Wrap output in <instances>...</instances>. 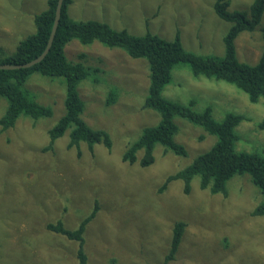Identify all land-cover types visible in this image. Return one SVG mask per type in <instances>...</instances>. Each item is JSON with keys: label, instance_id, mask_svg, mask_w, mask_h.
<instances>
[{"label": "rangeland", "instance_id": "obj_1", "mask_svg": "<svg viewBox=\"0 0 264 264\" xmlns=\"http://www.w3.org/2000/svg\"><path fill=\"white\" fill-rule=\"evenodd\" d=\"M47 1L0 0V45L12 51L33 33V16L47 8ZM230 1L231 9L246 5L248 9L253 0ZM214 3L74 0L69 12L76 19L105 21L138 35L150 30L174 39L180 30L187 50L223 55V38L231 23L215 13ZM240 35L238 58L256 62L262 52L259 30ZM66 52L70 60L90 68L91 75L78 85L85 102L82 117L91 127L109 132L112 147L96 144L93 152L86 143L81 150L69 147L70 129L51 147L48 130L64 113L66 81L40 73L30 76L31 94L51 106L53 114L37 120L22 115L14 127L0 128V264H79L78 242L46 225L62 219L67 227L76 228L95 207L96 215L84 233L89 264L163 263L177 220L186 221V229L174 259L165 264H264V216L251 213L262 195L249 174L231 178L227 196L202 190L198 177L192 180L189 193L183 191L180 180L162 188L169 174L209 150L216 136L176 118L180 128L176 140L186 146L187 156L164 152L159 145L154 150L155 162L148 167L122 158L146 125L156 124L160 116L143 106L148 61L98 41L84 45L74 40ZM113 88L119 95L109 103ZM163 95L182 103L193 99L197 110L209 105L219 120L229 112L245 115L249 119L237 127L238 148L264 151V130L257 126L264 118L262 98L252 102L230 82L196 78L187 65L173 70ZM7 105V99L0 97V118Z\"/></svg>", "mask_w": 264, "mask_h": 264}, {"label": "trees", "instance_id": "obj_2", "mask_svg": "<svg viewBox=\"0 0 264 264\" xmlns=\"http://www.w3.org/2000/svg\"><path fill=\"white\" fill-rule=\"evenodd\" d=\"M73 1L64 0L53 42L43 59L29 67L0 68V97L8 101L6 111L0 118V128L6 131L14 127L22 115L33 120L51 116L53 108L39 103L31 94L27 82L34 73L62 77L66 81L65 110L58 122L48 130L50 146L70 129L69 147L81 150L82 143H86L93 152L95 145L101 143L110 149L113 141L109 132L91 127L82 117L85 102L79 94L78 85L91 75L90 68L81 62L70 60L66 52L67 45L74 40L84 45L98 41L106 47L122 49L133 58L148 61V94L143 106L160 115L158 123L144 126L142 134L126 148L122 158L130 163L139 161L142 167H148L155 162L154 150L159 145L164 147V152L187 156L186 146L176 140L180 128L175 119L184 118L192 125L216 136V141L209 150L196 156L192 163L169 174L162 188L165 189L171 181L180 180L183 191L189 193L192 190V180L198 177L202 190L227 196L229 180L235 175L247 173L262 195V201L251 213L264 216V151H244L238 148L240 134L237 127L249 118L241 113L229 112L219 120L214 117L209 105L203 110H197L193 99L182 103L163 95L165 87L172 80L173 70L178 65H187L196 78L207 77L230 82L246 92L252 102H258L260 98L264 102V0H253L248 9V5L244 9H231L230 0H215V13L231 23L223 38V55L200 54L187 50L180 30L174 39H167L150 30L138 35L125 28H115L105 21L76 19L69 12ZM57 2L58 0H48L47 8L34 14L36 30L21 39L14 50L8 51L0 45V64L25 63L45 50L54 24ZM256 30H259L262 39L259 59L254 63L242 61L237 55L236 39L242 32L252 33ZM80 55L86 57L85 53ZM118 95V89L113 88L107 98L108 102L117 100ZM257 126L264 130V118ZM96 212L97 207L73 229L67 227L62 219L46 225L49 230L78 242L79 264H89L84 249V233ZM186 225L184 220L174 222L170 249L164 262L160 264L174 259Z\"/></svg>", "mask_w": 264, "mask_h": 264}, {"label": "water", "instance_id": "obj_3", "mask_svg": "<svg viewBox=\"0 0 264 264\" xmlns=\"http://www.w3.org/2000/svg\"><path fill=\"white\" fill-rule=\"evenodd\" d=\"M63 2H64V0H58V2H57L55 20H54V24H53L51 34H50V37L48 40V44H47V47L45 48V50L39 56L34 58L33 60H30L28 62L21 63V64L3 63V64H0V68L14 69V68H19V67H29V66L33 65L34 63H36V62H38L44 58V56L47 54V52L49 51V49L51 47V44L53 42L56 30H57V27L59 25V22L61 19V14H62Z\"/></svg>", "mask_w": 264, "mask_h": 264}]
</instances>
